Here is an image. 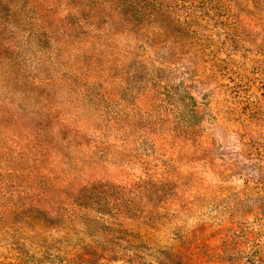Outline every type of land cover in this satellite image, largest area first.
<instances>
[{"label":"rangeland","instance_id":"obj_1","mask_svg":"<svg viewBox=\"0 0 264 264\" xmlns=\"http://www.w3.org/2000/svg\"><path fill=\"white\" fill-rule=\"evenodd\" d=\"M0 264H264V0H0Z\"/></svg>","mask_w":264,"mask_h":264}]
</instances>
